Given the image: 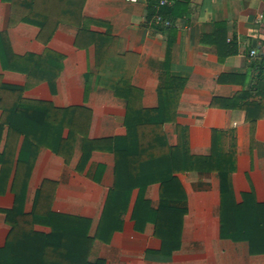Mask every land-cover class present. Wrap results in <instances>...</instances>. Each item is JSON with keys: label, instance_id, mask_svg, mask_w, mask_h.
Returning a JSON list of instances; mask_svg holds the SVG:
<instances>
[{"label": "crops", "instance_id": "crops-1", "mask_svg": "<svg viewBox=\"0 0 264 264\" xmlns=\"http://www.w3.org/2000/svg\"><path fill=\"white\" fill-rule=\"evenodd\" d=\"M155 1L84 0L82 22L63 20L46 24L42 31L40 25L25 21L11 25L12 4L0 0V33L7 30L14 54L24 58L7 68L0 55V78L23 87L27 99L89 110L91 139L127 133L128 101L113 88L118 78L141 91L147 108L158 107L160 88L180 78L177 117L164 124L168 143H182L193 155H210L214 129L223 131L227 141H234L237 202L252 193L264 204V0H171L175 7L168 17L173 25L166 27L151 14ZM253 49L258 51L254 56ZM41 57L40 73L31 77L32 61ZM225 98H234L233 104H226ZM248 110L259 116L254 126ZM58 133L65 138L69 128ZM7 135L5 126L0 153ZM24 139L21 136L17 156ZM83 141L78 134L68 159L46 145L39 147L27 174L24 208L30 212L37 191L50 182L52 210L91 219L94 236L116 181L117 162L109 146L94 149L82 162ZM16 165L15 161L5 191H0V246L11 230L4 211L15 204ZM177 176L186 198L176 205L187 210L177 249L163 252L155 223L133 218L140 194L135 188L120 227L107 240H94L89 259L104 264H264V252L251 251L247 239L222 234L219 172L193 170ZM143 195L153 209L159 208L161 183L148 184ZM36 229L50 231L42 225Z\"/></svg>", "mask_w": 264, "mask_h": 264}, {"label": "trees", "instance_id": "trees-1", "mask_svg": "<svg viewBox=\"0 0 264 264\" xmlns=\"http://www.w3.org/2000/svg\"><path fill=\"white\" fill-rule=\"evenodd\" d=\"M6 1L12 4L11 25L25 21L40 25L44 31L46 24L56 25L63 20L79 23L85 19L82 14L84 0ZM158 2L151 5L152 16L161 13L171 19L168 15L173 13L175 6L166 4L157 8ZM57 4L59 6L55 8ZM0 55L7 68L10 63H22L19 60L24 59L14 54L7 30L0 33ZM42 59L32 61L31 77L40 73ZM182 87V80L173 77L171 83L160 88L159 106L147 108L142 104L141 91L125 78H118L113 88L116 95L128 101L127 133L122 137L91 139L87 132L89 110L84 107L57 108L50 102L27 99L23 96V87L4 83L0 78V136L8 126L6 146L0 153V187H3L0 191H5L15 161L17 164L12 186L15 204L4 211L11 230L5 244L0 246V264H104L103 260L89 259L93 242L96 238L107 240L120 227L121 214L128 208L135 188H140V194L133 218L139 223L153 221L156 233L163 240V252L170 254L179 247L183 217L187 212L176 205L186 198L177 173L193 170L219 172L223 236L247 239L251 251L264 252V204L259 203L252 193L245 194L241 203L235 197L232 179L236 165L234 141H227L223 131L214 129L210 155H193L182 143H168L164 124L177 117ZM224 100L230 105L234 98ZM257 118L258 115L248 110V119L253 126ZM62 127L69 128L65 138L58 135ZM78 134L84 136L82 162L94 149L108 146L116 155V181L109 191L94 236L90 233L91 219L52 210L53 194L47 188L50 182H45L37 191L32 210L27 212L24 208L27 174L39 147L46 145L68 159ZM23 135L25 139L17 156ZM154 182L161 183V204L157 209H153L143 195L146 186ZM36 225L49 227L50 231L38 230Z\"/></svg>", "mask_w": 264, "mask_h": 264}, {"label": "built area", "instance_id": "built-area-1", "mask_svg": "<svg viewBox=\"0 0 264 264\" xmlns=\"http://www.w3.org/2000/svg\"><path fill=\"white\" fill-rule=\"evenodd\" d=\"M129 1L137 2L138 0H129ZM170 3H171V0H159L157 8L158 7L160 8V6L170 4ZM155 19L158 23H160L164 27L173 25V21L171 19L165 18L161 13H157L155 16ZM257 53H258L257 49H253L250 52L252 56H254Z\"/></svg>", "mask_w": 264, "mask_h": 264}]
</instances>
